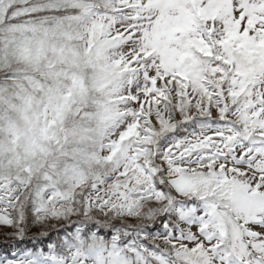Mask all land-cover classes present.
<instances>
[{
	"label": "snow or ice",
	"instance_id": "snow-or-ice-1",
	"mask_svg": "<svg viewBox=\"0 0 264 264\" xmlns=\"http://www.w3.org/2000/svg\"><path fill=\"white\" fill-rule=\"evenodd\" d=\"M0 264H264V0H0Z\"/></svg>",
	"mask_w": 264,
	"mask_h": 264
}]
</instances>
